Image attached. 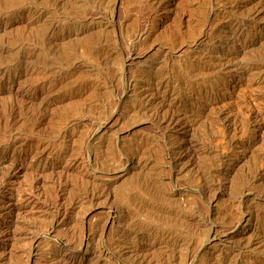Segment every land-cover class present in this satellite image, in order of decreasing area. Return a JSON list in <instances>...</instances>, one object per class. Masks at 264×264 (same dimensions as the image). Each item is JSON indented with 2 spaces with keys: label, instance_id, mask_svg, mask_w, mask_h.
<instances>
[{
  "label": "rangeland",
  "instance_id": "rangeland-1",
  "mask_svg": "<svg viewBox=\"0 0 264 264\" xmlns=\"http://www.w3.org/2000/svg\"><path fill=\"white\" fill-rule=\"evenodd\" d=\"M0 264H264V0H0Z\"/></svg>",
  "mask_w": 264,
  "mask_h": 264
},
{
  "label": "bare ground",
  "instance_id": "bare-ground-1",
  "mask_svg": "<svg viewBox=\"0 0 264 264\" xmlns=\"http://www.w3.org/2000/svg\"><path fill=\"white\" fill-rule=\"evenodd\" d=\"M129 55V54H128ZM157 209V208H156ZM160 210V211H163V212H166V213H169V209L167 207H158L157 211ZM160 213V212H159ZM169 232V231H168ZM162 234V233H161ZM165 234V232H164ZM168 234V233H167ZM169 235V234H168Z\"/></svg>",
  "mask_w": 264,
  "mask_h": 264
}]
</instances>
